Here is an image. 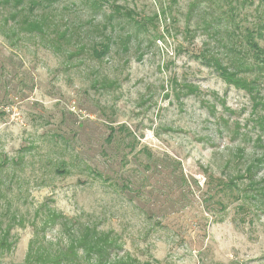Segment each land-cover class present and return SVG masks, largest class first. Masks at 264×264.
<instances>
[{"label":"rangeland","instance_id":"374dc122","mask_svg":"<svg viewBox=\"0 0 264 264\" xmlns=\"http://www.w3.org/2000/svg\"><path fill=\"white\" fill-rule=\"evenodd\" d=\"M97 1L60 0L43 34L0 5V218L14 241L0 264H21L32 239L68 240L49 210L109 232L128 262L264 264V78L248 92L202 58L227 63L264 2L237 8L235 28L214 1Z\"/></svg>","mask_w":264,"mask_h":264},{"label":"trees","instance_id":"16d2710c","mask_svg":"<svg viewBox=\"0 0 264 264\" xmlns=\"http://www.w3.org/2000/svg\"><path fill=\"white\" fill-rule=\"evenodd\" d=\"M27 1L24 6L22 3ZM60 0H14L12 5L13 11L10 13L9 18L14 21V25L27 33L43 34L46 27L49 26V12ZM87 5L94 9H99L100 5L97 0H86ZM203 0H194L191 3L190 9L193 11L198 3ZM216 2L217 9L220 14H223L227 18L229 23L239 28L234 23L233 17L235 11L245 5L252 4L254 0H204ZM263 3L264 0H259ZM8 0H0V5H5ZM114 12L116 14H122L124 12L129 19L133 20L134 24L142 28L144 25L142 22L135 20L131 11H122L120 5H114ZM214 15V14H213ZM218 17L213 16L210 21H205V27L212 28ZM7 20V19H5ZM214 20V21H213ZM73 26V25H72ZM77 27H71L65 29L63 32H58V42L73 40L74 36H78V31H75ZM57 29V27H56ZM264 25H260L259 29L245 28L243 34L240 31L232 33V37H237L238 41H231L228 46L227 63H222L221 59L217 55L206 56L202 55V58L206 59L210 65L219 71L220 75L229 83L244 88L248 92L252 90V84L257 80L264 78V47L260 45L258 39L263 38ZM233 30V29H232ZM217 32V31H214ZM230 34L228 33V36ZM229 36V38H232ZM220 42V41H219ZM97 44V45H96ZM223 45V42H221ZM238 44L240 47L237 48ZM79 47L83 48V45ZM91 54L96 58H101L109 49V43H93L90 46ZM229 70H232L229 72ZM240 71H249L256 75L252 81L247 80L244 75H239ZM258 83V82H257ZM262 102L264 104V88ZM113 130L109 133L107 139L111 138ZM57 220L62 222V225L67 228L69 232L68 240L63 243H58L54 249H46V246L39 243L37 240L32 239L28 245V252L24 261L21 264H136L137 261L128 262V260L113 256L114 249L117 246V240L111 236L109 232L98 231L95 227L89 225H80L75 222H70L61 214L54 211H48L44 224L55 223ZM11 224H4L0 218V257L5 253L10 252L14 241L11 240L10 235Z\"/></svg>","mask_w":264,"mask_h":264}]
</instances>
